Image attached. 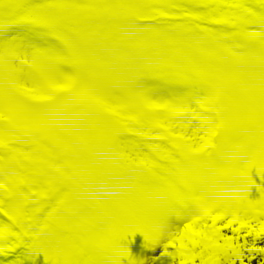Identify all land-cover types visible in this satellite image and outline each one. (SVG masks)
Here are the masks:
<instances>
[{
  "label": "snow or ice",
  "instance_id": "snow-or-ice-1",
  "mask_svg": "<svg viewBox=\"0 0 264 264\" xmlns=\"http://www.w3.org/2000/svg\"><path fill=\"white\" fill-rule=\"evenodd\" d=\"M0 264H264V0H0Z\"/></svg>",
  "mask_w": 264,
  "mask_h": 264
}]
</instances>
